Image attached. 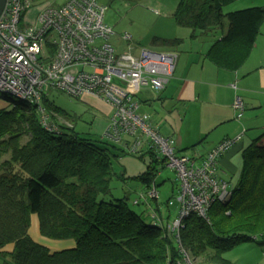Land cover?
Returning a JSON list of instances; mask_svg holds the SVG:
<instances>
[{"label": "trees", "instance_id": "16d2710c", "mask_svg": "<svg viewBox=\"0 0 264 264\" xmlns=\"http://www.w3.org/2000/svg\"><path fill=\"white\" fill-rule=\"evenodd\" d=\"M236 1L180 0L173 15L193 37L220 30L208 59L230 71L250 57L264 24V6L224 13ZM180 43L153 41L159 47ZM50 95L42 107L58 131L43 128L40 105L18 101L0 110V250L14 244L12 252H0V264H177L182 250L203 263L230 264L224 255L238 245L264 247V132L243 152L230 201L210 207V223L195 214L186 218L176 238L166 225H154L147 210L137 213L127 196L111 198L112 144L82 136L81 117L54 105ZM148 155L152 161L141 186L156 171L155 156ZM32 214L43 236L74 240L75 248L51 252L36 243L29 235Z\"/></svg>", "mask_w": 264, "mask_h": 264}, {"label": "built area", "instance_id": "2783aa9c", "mask_svg": "<svg viewBox=\"0 0 264 264\" xmlns=\"http://www.w3.org/2000/svg\"><path fill=\"white\" fill-rule=\"evenodd\" d=\"M30 6L29 0H7L0 16L3 97L13 95L21 102L40 105L41 125L49 132L59 129L42 107L43 98L52 92L77 100L91 96L103 102L112 112L102 137L130 156L153 153L155 163L161 164L150 184L141 186L132 204L145 207L153 224L166 225L176 238L184 220L193 214L210 223V207L230 201L234 188L219 178V162L241 142L243 134L226 139L197 161L179 154L175 138L162 135L151 116L141 111L136 90H165L174 76L178 54L138 49L129 34L121 37L128 42L126 50L113 46L110 39L116 34L106 24L108 8L99 0H68L47 7L36 23L26 25L23 16ZM233 108L235 120L241 121L245 112L241 97L235 98ZM163 168L178 180V190L167 202L168 208L177 206L173 220L160 216L162 207L157 203L160 196L156 177ZM181 253L177 264H210L184 250Z\"/></svg>", "mask_w": 264, "mask_h": 264}, {"label": "crops", "instance_id": "0c3cea01", "mask_svg": "<svg viewBox=\"0 0 264 264\" xmlns=\"http://www.w3.org/2000/svg\"><path fill=\"white\" fill-rule=\"evenodd\" d=\"M29 1L31 6L23 16L25 24L35 23L41 11L47 7H54L40 6L36 9V16L31 18V9L38 0ZM246 1H251V3ZM262 1L264 3V0ZM179 2L180 0H164L162 4H156V9H158L156 13L173 16ZM233 4L228 7L233 9L231 11L264 5L256 4L252 0H238ZM171 33L174 35L161 37V39L181 40L179 45L155 47L160 50L158 52L178 54L174 76L167 88L156 92L155 95V92L149 89L141 90L142 98L140 96L138 98L141 111L151 116L152 123L162 135L175 138L179 154L196 158L197 161L203 159L226 139H233L243 134L241 142L227 151L219 162V178L234 187L237 185L235 180H239L243 168L241 165L244 160L243 152L262 131L264 132V24L250 57L236 71L218 67L208 59V53L214 41L221 38L220 30L210 31L207 34L197 32L193 37L192 29L176 24ZM189 40L190 45H187ZM200 43L204 45L200 47L195 45ZM233 85H236V88ZM237 96L241 97L245 104V112L241 121L235 120V109L233 108ZM5 101L0 99V110L9 108ZM81 101L109 119L112 111L103 102L91 96H84ZM107 123L94 121L92 125H95L96 131L93 133L102 137ZM4 158L8 159L9 156ZM4 158L2 161L6 160ZM160 211L161 217L166 213L170 220L176 218L177 213L172 212L170 208H167V212L163 208ZM29 235L36 243L45 246L51 252L68 250L76 246L74 240L57 243L43 238L39 236L36 229L33 232L29 231ZM0 252L12 251L3 248ZM228 261L233 264L230 260Z\"/></svg>", "mask_w": 264, "mask_h": 264}, {"label": "rangeland", "instance_id": "374dc122", "mask_svg": "<svg viewBox=\"0 0 264 264\" xmlns=\"http://www.w3.org/2000/svg\"><path fill=\"white\" fill-rule=\"evenodd\" d=\"M68 0H38L34 3V7L31 9V18L36 16V9L40 6H60L63 5ZM256 4H264L262 0H252ZM164 0H99V3L107 6L108 11L106 14V24L114 28L115 36L110 39V43L113 46L126 50L128 47V42L123 41L121 37L125 34H129L132 37V45L140 48H146L148 50H157L153 44V40L156 38H161L165 36L174 35L173 30L176 27L175 19L171 16H164L165 13L157 14L158 9H156V4L163 3ZM251 3V1H246ZM243 3V2H241ZM234 5V4H232ZM264 6V5H263ZM231 7L227 6L224 9V13L235 12L239 10H233ZM235 7V6H234ZM257 7V6H256ZM251 8V7H248ZM34 10V11H33ZM242 10V9H241ZM36 23V22H35ZM34 24V23H32ZM31 25V24H26ZM166 28V29H163ZM190 40L187 45H190ZM199 43V42H198ZM200 47L204 44H195ZM183 49V47H182ZM137 96L139 98L141 90L137 89ZM156 92L154 93V95ZM142 98V96H140ZM0 99L5 101L7 106L12 107V103H16L19 100L13 95H7L3 97L0 92ZM49 100L57 107L69 112L70 114L80 116V122L77 125V130L82 136L95 138V140L101 139V135L95 134V125H92L94 121L97 120L98 123H107L109 119L104 116L101 112L96 109H91L87 105L83 104L81 100L70 98L60 92L54 91L51 93ZM107 106V105H106ZM108 107V106H107ZM109 108V107H108ZM263 132V131H262ZM261 132V134H262ZM95 135H93V134ZM260 134V135H261ZM259 135V136H260ZM258 136V137H259ZM257 137V138H258ZM27 141L26 138L23 139V143ZM111 151L113 152L112 167H111V198L115 200L123 199L125 196L128 197L129 203L131 204L133 200L136 199L139 192L142 191L141 184L139 182L140 176L148 172V168L151 163V156H130L124 152H121L119 147L111 143ZM102 145V144H100ZM160 157V156H158ZM7 160V158H4ZM244 164V160L242 161ZM243 164L242 167H243ZM155 168H161L160 163H154ZM123 176L124 179L119 177ZM235 180L238 184L239 180ZM75 181V180H74ZM158 181V192L159 200L157 203L167 212L168 204L170 199L174 198V192L178 190V180L176 175L168 170L167 168L161 169V173L156 177ZM153 203L154 207L158 205ZM133 209L142 215V212L146 210L143 206H132ZM171 211L177 213V206H172ZM164 216V214H163ZM167 214L165 213V220H167ZM144 218L147 219L144 214ZM144 219V220H145ZM172 218L171 220H173ZM148 220V219H147ZM38 231L39 236H43L39 228V219L37 214L31 215V225L29 231ZM31 237V236H30ZM32 238V237H31ZM33 239V238H32ZM48 240L57 243H67L69 240H54L47 238ZM34 240V239H33ZM35 241V240H34ZM263 241V238H262ZM261 238L257 242H262ZM36 242V241H35ZM38 243V242H37ZM11 249L13 251L14 244L10 243L4 247V250ZM225 259L230 260L233 264H264V247L260 246L258 243L248 242L238 245L231 251H228L224 255Z\"/></svg>", "mask_w": 264, "mask_h": 264}, {"label": "water", "instance_id": "95a60500", "mask_svg": "<svg viewBox=\"0 0 264 264\" xmlns=\"http://www.w3.org/2000/svg\"><path fill=\"white\" fill-rule=\"evenodd\" d=\"M7 0H0V16L4 11V8L6 6Z\"/></svg>", "mask_w": 264, "mask_h": 264}, {"label": "clouds", "instance_id": "9594fccd", "mask_svg": "<svg viewBox=\"0 0 264 264\" xmlns=\"http://www.w3.org/2000/svg\"><path fill=\"white\" fill-rule=\"evenodd\" d=\"M7 100V99H6ZM8 101V100H7Z\"/></svg>", "mask_w": 264, "mask_h": 264}]
</instances>
